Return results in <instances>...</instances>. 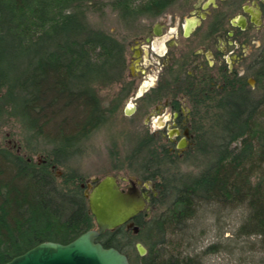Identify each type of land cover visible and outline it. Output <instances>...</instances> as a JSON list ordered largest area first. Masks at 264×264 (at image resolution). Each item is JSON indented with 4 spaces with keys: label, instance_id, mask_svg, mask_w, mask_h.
I'll use <instances>...</instances> for the list:
<instances>
[{
    "label": "trees",
    "instance_id": "1",
    "mask_svg": "<svg viewBox=\"0 0 264 264\" xmlns=\"http://www.w3.org/2000/svg\"><path fill=\"white\" fill-rule=\"evenodd\" d=\"M168 1L153 6L163 10ZM152 9L151 0H0V122H17L24 148L45 156L36 163L0 147V264L43 242L66 245L95 227L80 187L86 178L70 165L118 112L121 95L106 104L99 89L121 80L128 38ZM107 11L125 37L92 28L89 18ZM251 77L253 90L246 78H227L215 110L190 114L193 147L181 158L147 134L136 143L137 177L160 180L159 193L150 217L133 220L138 234L124 226L106 232L99 238L105 248L130 264H206L220 245L200 246L212 227L196 219L212 206L218 214L242 210L230 230L234 249L259 254L264 264V48ZM182 165L194 171L181 173ZM220 223L218 239L226 226ZM136 243L146 249L144 257Z\"/></svg>",
    "mask_w": 264,
    "mask_h": 264
},
{
    "label": "flooded vegetation",
    "instance_id": "2",
    "mask_svg": "<svg viewBox=\"0 0 264 264\" xmlns=\"http://www.w3.org/2000/svg\"><path fill=\"white\" fill-rule=\"evenodd\" d=\"M151 1L152 11L147 20L135 26L125 50L129 72L137 76L149 70L150 75L148 83L139 87L132 99L140 103H128L123 114L130 106L134 107L132 115L145 109L149 115L146 121L157 133H147L153 140L151 143L162 145L169 156L181 158L193 147L190 114L215 110V102L226 88L225 80L244 78L232 65L249 57L251 46L258 50L253 55V65L264 48L260 37L264 28V0H173L163 10H156L155 0ZM132 38L138 40L133 42ZM129 49L133 57L128 63ZM246 81L252 87L249 79ZM143 87L144 93L136 97ZM134 89L132 81L121 85L118 96L123 100L119 107ZM183 142L185 146L180 148ZM133 187L148 193L151 213L159 193L157 183L130 179L122 188ZM140 215L146 219L144 213Z\"/></svg>",
    "mask_w": 264,
    "mask_h": 264
},
{
    "label": "rangeland",
    "instance_id": "3",
    "mask_svg": "<svg viewBox=\"0 0 264 264\" xmlns=\"http://www.w3.org/2000/svg\"><path fill=\"white\" fill-rule=\"evenodd\" d=\"M89 23L93 29H99L112 35L115 38L121 39L127 34H124L122 24L119 22L118 17L110 11L106 12L104 17L95 15L89 18ZM133 34H131L132 36ZM130 36V37H131ZM130 37L128 38L130 40ZM262 41H264V28L260 35ZM140 39V38H139ZM133 42L138 38H132ZM142 41V40H141ZM258 50L250 47V56L243 62H238L232 65V69L235 70L239 76H243L247 79H253L251 77L252 60L253 55ZM240 53V51H235ZM133 53L130 49L127 52V62H131ZM142 63L147 62L144 60ZM142 63L140 65H142ZM137 64V65H139ZM139 65V67H140ZM144 75V76H142ZM149 70H146L144 74H137L129 72L128 68L123 71L121 80L116 79L115 84L110 88H100L99 95L104 102L108 104L110 101L118 96L121 85L132 81L135 85L133 94L125 99L119 107L116 114L109 117L107 123L93 132L89 140L84 143L82 147V153L71 163V167L76 172L86 178V181L91 178H103L107 175H114L119 178L118 182L121 187H124L130 179H138L137 170L139 169V160L134 157L136 143L148 133L149 135H156L154 127L146 121L149 117L145 109H139L132 116H124L123 109L128 103H140V100L136 102L132 101L134 94L138 88L144 83H148L147 76H149ZM254 80V79H253ZM252 86V85H251ZM254 86V85H253ZM253 86H247V89L253 90ZM124 93H122L123 95ZM123 100V99H122ZM23 130L20 125L14 120H2L0 122V147H5L16 154H20L25 157H31L33 162L41 163L45 156L43 154H33L24 148ZM181 173H188L194 171L193 168L182 165L180 166ZM62 169L56 170L57 176H61ZM123 180V181H122ZM156 183H160V180H156ZM242 210H224L221 213H217L214 207L206 208V210H200L198 218L196 219L198 225H211V230L205 236L201 237L200 246L205 247L211 243H219V251L216 254L209 255L205 258L206 264H262L261 260L263 256L250 253L247 249L244 255L234 249L235 241L231 236V229H235L242 217ZM221 222L220 225H226L223 227L224 235L222 238L217 237L216 223ZM219 225V227H220ZM198 229L200 227L198 226ZM232 238V239H231ZM243 242V243H242ZM252 239H242L240 244L251 243ZM136 252V250H135ZM137 253V252H136Z\"/></svg>",
    "mask_w": 264,
    "mask_h": 264
},
{
    "label": "water",
    "instance_id": "4",
    "mask_svg": "<svg viewBox=\"0 0 264 264\" xmlns=\"http://www.w3.org/2000/svg\"><path fill=\"white\" fill-rule=\"evenodd\" d=\"M249 84L253 86L255 81L249 79ZM144 90L145 87L136 97L144 93ZM133 111L134 107L130 106L124 114L131 116ZM80 187L84 189L88 213L93 217L95 227L66 245L56 242L40 243L5 264H130L126 255L115 248H105L99 238L106 232L123 226L137 235L138 227L133 220L141 213H144L145 218L150 217L148 193L135 187L123 189L114 175L88 179ZM135 250L140 257L147 254L140 243L135 244Z\"/></svg>",
    "mask_w": 264,
    "mask_h": 264
}]
</instances>
